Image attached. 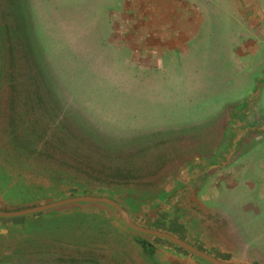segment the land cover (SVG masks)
Returning a JSON list of instances; mask_svg holds the SVG:
<instances>
[{
	"label": "rangeland",
	"instance_id": "374dc122",
	"mask_svg": "<svg viewBox=\"0 0 264 264\" xmlns=\"http://www.w3.org/2000/svg\"><path fill=\"white\" fill-rule=\"evenodd\" d=\"M123 1L0 0L5 22L17 33L8 57L6 50L8 75L20 82L5 102L18 97L28 134L37 130L35 123L42 134L64 125L124 158L155 148L166 154V169L144 171L138 183L155 189L169 181L183 219L195 227L192 243L204 250L210 244L225 245L236 254L230 261L264 264V224L257 208L264 204L263 177L249 169V159L240 172L235 151L226 161L219 157L206 163L224 156L227 148L217 142L226 133L221 117H231L221 110L240 99L235 82L205 78L202 48L183 56L134 43L128 37V18L119 15ZM2 18L0 25L7 27ZM38 83L48 105L35 103L36 98L34 106L27 102ZM202 146L207 149L198 150ZM204 163L209 170H187ZM31 253L4 258L0 264H117L111 254L102 258L103 252L94 259L62 256L61 261L46 251Z\"/></svg>",
	"mask_w": 264,
	"mask_h": 264
},
{
	"label": "water",
	"instance_id": "95a60500",
	"mask_svg": "<svg viewBox=\"0 0 264 264\" xmlns=\"http://www.w3.org/2000/svg\"><path fill=\"white\" fill-rule=\"evenodd\" d=\"M5 13L1 8L3 24L7 17ZM5 23L7 27L0 25L2 259L46 251L61 261L62 256L89 259L99 257L103 252L102 258L111 254L117 264H255L245 260L230 261L236 254L229 252L225 245L216 248L210 244V250H204L199 244L192 243L190 236L195 227L183 219L182 204L173 196L175 189L168 188L166 183L169 181L154 189L143 186L139 180L111 183L91 179L85 174L81 177L62 175L37 166L38 160L39 163L48 162L56 166L49 160L54 159L58 163V159L50 156V152L46 153L43 141H40V152L25 143V139L38 142L41 138L34 131H30L32 135L28 134L18 97L14 95L5 102L6 94L18 90L20 83L8 75L11 71L6 61L13 52L11 40L13 36L17 37V33L13 29L11 31L7 21ZM29 96L26 101L34 106V95L29 93ZM223 137L217 144L226 145L227 137L225 141ZM197 148L207 149L204 146ZM230 149L231 146L227 145L224 156L222 153L216 155V152V157L206 163L219 157L225 161L230 159L229 156L234 151L236 153L235 149L228 153ZM190 167L193 168L189 166L187 170L192 174L195 170L206 171L208 168L205 163L194 169ZM102 182L107 185L98 186ZM186 184L180 183V187L183 189ZM68 250L73 251L68 254Z\"/></svg>",
	"mask_w": 264,
	"mask_h": 264
},
{
	"label": "crops",
	"instance_id": "0c3cea01",
	"mask_svg": "<svg viewBox=\"0 0 264 264\" xmlns=\"http://www.w3.org/2000/svg\"><path fill=\"white\" fill-rule=\"evenodd\" d=\"M121 10L134 43L183 56L202 48L205 78L235 82L240 99L221 110L231 114L221 117L225 144L239 151L240 172L249 159L264 179V0H124Z\"/></svg>",
	"mask_w": 264,
	"mask_h": 264
},
{
	"label": "trees",
	"instance_id": "16d2710c",
	"mask_svg": "<svg viewBox=\"0 0 264 264\" xmlns=\"http://www.w3.org/2000/svg\"><path fill=\"white\" fill-rule=\"evenodd\" d=\"M37 92L34 93V97L41 105H46V98L43 94V87L41 83L36 85ZM48 105V104H47ZM35 135H39L40 139L38 142H34L32 139H25V143L32 147L35 151L40 152L42 146L40 141H43L44 149L46 153L50 152V156L58 159V163L54 159H50V162L39 163L36 162L37 166L43 169L51 170L58 174H67L71 176H78L85 174L89 178L107 181L111 183H127L134 182L141 179L139 175L144 171H152L153 167H157L158 170L164 169L167 166L169 157L162 153H156V148L152 152L143 153L138 155V152L128 157H123L118 152H111L106 147H98L97 144L92 143L86 137L91 138V135L87 133H73L69 126L60 125L56 128L52 127L50 130H46L43 134L39 131L40 126L37 125ZM50 136L49 141L45 138ZM45 140L47 143H45ZM57 169V170H56ZM61 171H58V170ZM162 169V170H163ZM142 175V176H143Z\"/></svg>",
	"mask_w": 264,
	"mask_h": 264
}]
</instances>
